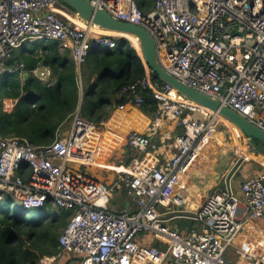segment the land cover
<instances>
[{
  "label": "built area",
  "instance_id": "built-area-1",
  "mask_svg": "<svg viewBox=\"0 0 264 264\" xmlns=\"http://www.w3.org/2000/svg\"><path fill=\"white\" fill-rule=\"evenodd\" d=\"M89 1L114 19L147 30L159 64L179 82L264 130V0H153L143 9L139 0ZM62 11L68 10L59 0H0L1 80L17 72L23 75L24 65L14 66L12 61L27 43L52 40L70 50L81 87V68L91 49L117 48L116 40L103 35L93 39L92 24L79 25ZM144 64L145 78L120 91L119 97L128 98V103L119 108L142 107L143 95L149 92L157 108L149 134L128 135L129 147L142 156L119 172L121 185L113 187L82 172L98 155L101 135L80 108L68 132L59 131L50 145L34 146L25 138L0 134V204L9 196L11 204L16 201L23 209L51 204L46 211L72 213L59 237L60 252L41 257L38 264H61L66 254L77 264H160L168 257L173 264H234L225 258L227 249L246 225L264 219V174L242 183L244 200L231 187L211 194L195 214L200 227L187 234L161 218L159 206L185 203L180 188L202 156L204 139L224 118L157 78ZM44 70L42 79L51 75ZM17 101L3 100L4 108L12 110ZM151 133L161 134L162 147L171 151L169 158L162 159L165 152ZM116 187H124L136 211L110 208ZM142 232H153L164 249L142 246ZM246 258L247 264H264V250Z\"/></svg>",
  "mask_w": 264,
  "mask_h": 264
},
{
  "label": "trees",
  "instance_id": "trees-1",
  "mask_svg": "<svg viewBox=\"0 0 264 264\" xmlns=\"http://www.w3.org/2000/svg\"><path fill=\"white\" fill-rule=\"evenodd\" d=\"M138 4L141 9L151 7L153 0H139ZM64 7L74 13L70 7ZM111 38L117 41V48L101 52L93 47L82 66L83 92L75 62L57 44L17 57L14 62L23 63L28 76L21 79L16 73L0 83V134L46 146L57 139L61 127L71 122L77 109L81 108L85 119L100 126L116 109L127 104L128 98H120L119 93L145 78V64L127 38ZM41 63L51 68L50 85L31 72ZM143 97L140 109L152 115L156 102L150 92ZM6 99L18 100L12 110L4 108ZM12 201L8 196L0 204V264H38L41 257L56 254L59 237L72 213L42 211L29 217L28 211H23L19 204H11ZM54 215L58 218L54 219Z\"/></svg>",
  "mask_w": 264,
  "mask_h": 264
},
{
  "label": "crops",
  "instance_id": "crops-1",
  "mask_svg": "<svg viewBox=\"0 0 264 264\" xmlns=\"http://www.w3.org/2000/svg\"><path fill=\"white\" fill-rule=\"evenodd\" d=\"M62 14L67 18H69L70 20L80 23L79 21L80 19L72 17L69 13L62 11ZM32 43H34L35 45L34 49L32 50L36 52L38 51L41 52L42 48L45 45L49 46L55 43L57 44L61 52L68 54L70 58L73 59L74 61L72 52L68 49H63L62 47H60L56 41H52V40L37 41ZM29 44L30 43L25 44L23 47L19 48L16 51L15 58L12 61V65L14 66L18 64L24 65L23 63L14 62V61L17 57L23 54L28 55V53L32 51L29 49ZM28 49L29 51H27ZM44 67L45 69L47 70L49 69L51 71V68L41 63L38 67L31 70V72L34 74V76L39 78L43 83L50 85V83H52L50 82V79L52 78V71H51V75L46 76L45 79H42L40 77V72L45 71ZM35 70H38L37 74L34 73ZM23 71H24L23 75L21 74V72H17L21 79L27 78L28 76L25 65ZM10 76L11 75L5 77V79L3 78L2 80L0 79L1 83L7 81ZM81 91L83 92V85L81 87ZM6 100L10 101L14 99H6ZM140 108L141 107H136L131 105L126 106L123 110L118 108L116 109L117 112L115 113L113 112L110 118L102 123L104 127L103 130L100 131L101 140L98 146L99 152L97 158L100 164H102L105 159L107 163L115 165L116 163H111L110 158L106 159V157L109 156L110 153L112 154L114 150L120 147L121 145L127 147V149H129V151L134 155L132 161L135 158L142 156V154L139 151L133 150L129 147L128 135L132 131H138L143 134L144 133L149 134L148 130L150 129L154 121V113L152 115H147L144 112H142ZM140 122H147V125L143 128H136L135 126ZM60 132H62L61 129ZM66 132H68V130ZM160 135L161 134L159 133L156 136H153L151 133V136H153L152 140L159 147H162ZM161 151L165 152L163 155H161L162 159L169 158L171 151L168 150V146L166 147L163 146L161 148ZM253 155L254 156H252V158L245 157V160L239 165L237 164L240 158H237L236 160H232L228 166L222 165L220 163L213 164L214 166L211 168L212 177L208 171L204 172L203 174L202 170H200L201 169L200 164L208 163L207 160L210 159V156L203 158L199 162V164L196 167H194L196 170L194 171L193 169L194 172L189 176L186 184L180 188L181 190H183L182 193L186 197L185 203L182 206H176V205H171L170 207L159 206L158 211L162 215L161 218L163 220H166V224H168V226L172 228H176L178 231L182 232L183 234H187L194 227H200V222H198L195 219V214L201 210L202 205L204 204L206 199L214 192L223 190L227 187H231L235 192V194L239 198L244 200V196L241 190L242 183L250 177L259 174H264V157L258 154H253ZM109 157H111V155ZM215 157L217 158V156ZM113 161L120 162L119 158ZM213 163H215L214 160ZM120 167L126 168L127 166L121 165ZM96 169L107 170V169H103L102 167L92 168V170H96ZM107 171L115 172V175H113L110 181H106L105 179L102 180L97 175L94 176L87 172L86 173L96 178L99 181H105L109 183L113 187H115V184L121 185L120 182L123 174H120L118 171H112V170H107ZM208 175L210 176L209 178ZM110 208L117 212L125 208H129L133 211L137 210V206L126 195L124 187L122 189L118 187L115 188L114 199L112 200ZM138 242L142 246H156L161 249L162 248L164 249L165 247L164 243L158 237H156V235H154L153 232H142L139 235ZM263 250H264V219H257V220H253L248 225H246V227L243 229L241 234H239V236L237 237L235 243L227 249L225 253V258L229 262L234 264H247L248 263L246 258L247 254H251L253 255V257H257L263 252ZM59 252H60V246L57 253ZM61 264H77V260L76 259L74 260L73 256L66 254L65 258L61 261ZM134 264H155V263L144 260H137ZM160 264H173L172 258L168 257Z\"/></svg>",
  "mask_w": 264,
  "mask_h": 264
},
{
  "label": "water",
  "instance_id": "water-1",
  "mask_svg": "<svg viewBox=\"0 0 264 264\" xmlns=\"http://www.w3.org/2000/svg\"><path fill=\"white\" fill-rule=\"evenodd\" d=\"M59 1L64 6L70 7L84 22L119 33L120 38L128 39L125 35L135 36L139 40V48L145 63L152 69L157 78L169 83L195 103L214 112H218L225 120L231 122L248 138L251 146L249 154H258L264 157V130L251 124L246 118L229 107L223 106L220 101L182 84L165 71L158 62L155 42L147 30L134 24L116 20L106 11L96 10L89 0ZM244 160L245 157H241L237 165L241 164Z\"/></svg>",
  "mask_w": 264,
  "mask_h": 264
},
{
  "label": "rangeland",
  "instance_id": "rangeland-1",
  "mask_svg": "<svg viewBox=\"0 0 264 264\" xmlns=\"http://www.w3.org/2000/svg\"><path fill=\"white\" fill-rule=\"evenodd\" d=\"M65 12L69 13L74 18H78L75 13H71L68 11H65ZM78 19H80V18H78ZM100 35L107 36V37H117V38L121 37L119 35H110V34L106 35V34L99 33L97 31H95L94 29L92 30V38L93 39H95L96 37H98ZM128 40L132 43V45L140 53L141 51L138 50L135 43L129 38H128ZM34 47H35L34 43L29 44L30 50L34 49ZM0 83H1V81H0ZM0 88H1V84H0ZM115 112H117V110L114 111V113ZM70 123L71 122L65 124L61 128L62 133H65L70 128ZM232 125L233 124L231 122H229L225 119L218 124L215 133H217V132L222 133V135L224 136V138L222 140V145L211 153L210 159L207 160L208 163L200 164V166H201L200 170H202L203 174H204V172L208 171L212 177L211 168L214 166L213 164L220 163L222 165L228 166L232 160H236L237 158H241V157H251L252 158V156H254L253 154H249V150H250L251 146L247 140L248 138L244 134H242V132L240 130L236 129ZM103 127L104 126L102 124L100 126L98 125V129L100 131L103 130ZM110 155H111V157H109ZM110 155L107 156L106 159L110 158L111 163H116L115 165H119V166H121V165L128 166L129 164L132 163V159L134 157V155L129 151V149H127V147H124L123 145H121L120 147L115 149L112 154L110 153ZM215 156H217V158ZM118 158H119L120 162H114L113 161V160H117ZM213 160L215 163H213ZM195 170L196 169L194 168V171ZM82 172H84V173L87 172V173L94 175V176L97 175L100 179H102V180L105 179L106 181H110L111 178L113 177V175H115V172H108L107 170H100V169L92 170L91 166H88V165H86L85 167L82 168ZM209 177L210 176L208 175V178ZM17 204H18V202L15 201L14 205H17ZM19 206L23 211H28L29 217L33 214L38 215V214L42 213V211H46L47 207H49V208L52 207L51 204H47V206L44 208H31V209H23L20 204H19Z\"/></svg>",
  "mask_w": 264,
  "mask_h": 264
},
{
  "label": "bare ground",
  "instance_id": "bare-ground-1",
  "mask_svg": "<svg viewBox=\"0 0 264 264\" xmlns=\"http://www.w3.org/2000/svg\"><path fill=\"white\" fill-rule=\"evenodd\" d=\"M79 21H80V23H78L79 25H84V22L82 20H79ZM93 29L99 33L106 34V35L107 34L119 35V33L102 29L101 27H99L97 25H93L91 30H93ZM125 36H127L129 39H131L135 43V45L137 46L138 50L141 51L139 48V40L135 36H133V35H125ZM140 54H142V53L140 52ZM146 125H147V122H140L135 127L136 128H143ZM232 126H234V125H232ZM234 127L236 129H238L236 126H234ZM223 138H224V136L222 135V133L210 132L206 136V138L204 139V142L202 144V147H201L202 156H201V158H199L196 161L193 168L196 167L203 158L210 156L213 151H215L217 148H219L222 145ZM97 158H98V155H94L91 162L87 165L91 166V168L102 167L103 169L118 171V172H122L126 169L125 167L121 168L120 166L109 164V163H107V161H105V159H104L103 163L100 164L98 162Z\"/></svg>",
  "mask_w": 264,
  "mask_h": 264
}]
</instances>
